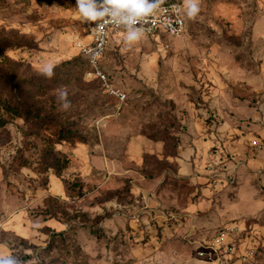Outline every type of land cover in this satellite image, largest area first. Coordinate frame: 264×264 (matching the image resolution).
I'll return each instance as SVG.
<instances>
[{
	"label": "rangeland",
	"instance_id": "374dc122",
	"mask_svg": "<svg viewBox=\"0 0 264 264\" xmlns=\"http://www.w3.org/2000/svg\"><path fill=\"white\" fill-rule=\"evenodd\" d=\"M198 3L182 37H112L103 65L120 106L86 76L93 20L77 0H0V72L27 114L0 107V256L212 264L205 247L229 229L222 260L264 264V0ZM0 96L20 102L2 84Z\"/></svg>",
	"mask_w": 264,
	"mask_h": 264
},
{
	"label": "built area",
	"instance_id": "2783aa9c",
	"mask_svg": "<svg viewBox=\"0 0 264 264\" xmlns=\"http://www.w3.org/2000/svg\"><path fill=\"white\" fill-rule=\"evenodd\" d=\"M95 5L99 15L91 24L89 42L79 45L80 54L87 62L86 76L98 81L105 94L121 106L126 103L127 96L111 82L103 65L112 37L121 32L132 31H138L140 36H157L165 33L170 37H182L188 30L186 12L179 0H161L159 6L150 14L131 22L127 19V12L111 8L105 0H95ZM120 109L121 107L118 110ZM232 234L233 230H223L205 247L214 252L209 253L216 258L212 264H230V260H222L220 253L227 257L235 253V248L229 241ZM204 255L205 253H201L202 257Z\"/></svg>",
	"mask_w": 264,
	"mask_h": 264
},
{
	"label": "clouds",
	"instance_id": "9594fccd",
	"mask_svg": "<svg viewBox=\"0 0 264 264\" xmlns=\"http://www.w3.org/2000/svg\"><path fill=\"white\" fill-rule=\"evenodd\" d=\"M105 2L113 9L127 12V19L131 22H135L136 18L145 17L155 10L161 3V0H151V2H149V0H105ZM184 7L186 10V16L190 20H194L200 11L198 0H184ZM76 9L82 18L95 20L99 15L90 0H77ZM139 35L140 33L138 31H132L128 33L127 39L129 41H134L139 38ZM54 68V64L48 63L43 66L41 71L47 78H51L54 74ZM68 97L69 93L66 88L61 89L57 96L58 104L64 111L71 108V101ZM0 264H16V262L0 256Z\"/></svg>",
	"mask_w": 264,
	"mask_h": 264
},
{
	"label": "trees",
	"instance_id": "16d2710c",
	"mask_svg": "<svg viewBox=\"0 0 264 264\" xmlns=\"http://www.w3.org/2000/svg\"><path fill=\"white\" fill-rule=\"evenodd\" d=\"M96 10H97V8H96ZM97 12H98V10H97ZM94 21L95 20H93V22ZM82 58L84 61L85 73H86L87 72V62L83 56H82ZM91 81L95 82L96 80H91ZM96 82H98V81H96ZM0 84H2L5 88L10 87L12 95H14L17 98V100L20 101L19 104L17 103L18 105H13L14 104L13 101H9L8 99H6V97L0 96V107L12 117H16L19 119H22V118L27 119V114L24 111V107H26V105L21 101V98H19V96H18V92L20 89L19 84L16 83L14 80H11V78H9V76L2 74L1 72H0ZM13 92H14V94H13ZM6 125H7V121L4 119H0V128H4ZM60 133H62V132H60ZM60 137H63V134H61ZM69 161H70L69 159H65L63 161V166H61V168L59 167L57 170L58 174H61L62 171L68 167ZM57 162L60 163V160H58Z\"/></svg>",
	"mask_w": 264,
	"mask_h": 264
}]
</instances>
